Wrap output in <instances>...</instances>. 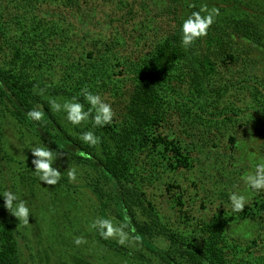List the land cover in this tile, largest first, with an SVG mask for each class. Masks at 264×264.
<instances>
[{
	"label": "trees",
	"instance_id": "16d2710c",
	"mask_svg": "<svg viewBox=\"0 0 264 264\" xmlns=\"http://www.w3.org/2000/svg\"><path fill=\"white\" fill-rule=\"evenodd\" d=\"M152 3L0 0V119L9 116L22 137L46 144L76 167L79 176L69 181L68 170L55 164L62 176L58 184L91 192L99 218L128 225L134 248L97 231L101 244L118 256L140 264H264V191L252 194L244 212L221 206L206 220L196 219L184 191L175 190L182 189L178 177L214 159L226 135L235 149L252 141L251 151L264 159V144L257 148L264 138L249 132L264 137V15L221 14L229 7L221 8L208 35L185 49L180 24L201 4L195 0L183 13L181 0ZM82 89L111 104V125L92 128L89 121L74 128L62 113L50 111V98L62 102L72 96L87 109ZM38 106L44 119L28 120L26 112ZM89 129L101 137L95 148L78 139ZM204 154L208 158L201 159ZM32 158L7 186L6 161L13 159L0 144V191L11 187L19 194L18 182L36 178ZM152 189L168 193L184 225L173 228L164 220ZM199 201L207 208L206 200ZM245 219L256 224L254 235L232 236L230 228ZM20 223L0 197V264H35Z\"/></svg>",
	"mask_w": 264,
	"mask_h": 264
},
{
	"label": "rangeland",
	"instance_id": "374dc122",
	"mask_svg": "<svg viewBox=\"0 0 264 264\" xmlns=\"http://www.w3.org/2000/svg\"><path fill=\"white\" fill-rule=\"evenodd\" d=\"M152 1L155 3L154 0ZM166 1L158 0L159 5L158 3L155 4L160 6V3ZM194 1L181 0L183 13L190 11L188 7L193 5ZM196 1L201 6H206L209 9L215 7L226 10V7H229L228 11L221 12L219 10L221 14L247 12L254 14L256 17L264 15V0ZM260 129V132L264 135V128ZM22 132L23 130L13 119L2 115L0 119V144L6 148L13 159L6 161L8 162L7 170L10 173L6 172L3 182L7 186L10 184L9 179L13 172L15 177L23 172L29 157L32 156L30 150L26 147H31L33 140L28 138L26 134L25 138L22 137ZM249 132L258 138H264L255 132ZM225 138L226 143L221 141L223 145L217 148V153L213 155L214 159H208L209 161L205 165L204 163L200 166L197 165L193 171L177 178V183L182 186V189L175 190L178 192L184 191L183 199L187 210H190L196 219L209 220L216 212L215 209L221 204L230 207L226 203L229 191L238 190L248 195L241 181V176L250 173L252 171L250 165L261 159L260 155L251 151V148L255 146L252 141H245L242 148L235 149L231 147L233 145L228 140L227 135ZM261 144H264V142L259 139L257 148ZM206 155L204 154L201 159L208 158ZM56 164L61 166L62 169L68 170L69 164L64 163L62 158H58ZM18 183L19 194L26 200L31 210L28 218L29 222L24 224L21 221L20 229L26 234L29 245L34 247L35 264H73L74 256H82L95 262L94 264H140L137 261L118 256L101 244L97 236V229L90 227L94 219H99L98 203L94 195L83 186L74 193L67 191L60 184L50 186L44 182L39 183L37 177L26 180L25 183ZM152 194V198L155 200L165 221L171 224L173 228L184 225L182 219L180 220L182 223H179V218L172 208L167 192L152 189ZM206 195L210 196L208 200L204 198ZM200 199L207 201V208H202ZM248 199L250 202L252 194L248 195ZM193 229L195 227L192 225L190 230ZM256 230V224L250 219H245L242 223L231 227L229 232L236 238L245 239L253 236ZM77 237L83 238L85 242L80 245L75 244L74 241ZM127 241L130 244L133 243L129 239ZM134 246V244L130 245L132 248ZM22 250H24V245H22ZM23 256L26 258L25 254Z\"/></svg>",
	"mask_w": 264,
	"mask_h": 264
},
{
	"label": "clouds",
	"instance_id": "9594fccd",
	"mask_svg": "<svg viewBox=\"0 0 264 264\" xmlns=\"http://www.w3.org/2000/svg\"><path fill=\"white\" fill-rule=\"evenodd\" d=\"M194 7V6H193ZM220 15L218 8L209 9L202 6L199 9L190 11L180 24V44L183 48L192 47L198 40L208 35L209 28L215 22L216 17ZM43 90L41 89V94ZM83 100L87 102L89 107L86 109L84 103L80 102L77 96H72L62 102L56 99H49L48 105L53 113H62L64 119L71 126L79 127L90 121L92 128H104L113 123L115 113L110 103L105 102L99 93H93L88 89H82ZM26 118L34 122H41L44 119L43 107L31 108L26 112ZM78 139L82 144L90 148H95L101 143V137L96 135L91 129L82 131ZM32 155L33 174L37 177L38 182H44L50 186H56L60 183L62 176L58 167L54 166L58 160L60 153L54 154V150L50 149L46 144L41 145L38 141L33 140L31 147H26ZM63 149V148H61ZM67 178L69 181H75L77 178V168L68 166ZM248 195H259L264 191V159H259L254 165V171L241 176ZM248 195L241 191H229L227 204L230 205L231 211L235 214L244 212L246 205L249 203ZM0 197L3 198V207L12 216L23 221L24 224L29 222L31 213L30 207L26 200L21 197L11 187H7L0 191ZM224 206V204H221ZM220 205V206H221ZM219 206V207H220ZM218 207V208H219ZM216 208L215 210H217ZM90 227L97 229L99 234L104 238H116L117 243L123 245L129 238V233L125 231L127 224L114 225L110 219L99 218L94 219ZM85 241L81 237H77L75 244L80 245ZM167 245H162L166 248Z\"/></svg>",
	"mask_w": 264,
	"mask_h": 264
}]
</instances>
